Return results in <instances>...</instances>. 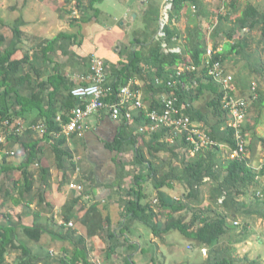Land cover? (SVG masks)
Wrapping results in <instances>:
<instances>
[{"label":"crops","instance_id":"1","mask_svg":"<svg viewBox=\"0 0 264 264\" xmlns=\"http://www.w3.org/2000/svg\"><path fill=\"white\" fill-rule=\"evenodd\" d=\"M165 3L166 0H99L92 6L88 0H0V53L16 41L17 48L12 58H25L15 77L9 79L10 83L20 84L16 88L21 96L40 94L42 100L41 107L16 113L21 108L16 93L4 95L7 87L0 83L1 99L5 104L8 100L6 105L10 107V113L23 122L17 133L0 134V224H14L17 230L26 225H39L51 245L49 250H63L62 254H69V257L81 252L79 264H206L217 255L225 254L234 257L238 264H264L258 245L264 244V209L246 208L244 205L238 212L231 211L232 207L222 205L225 196L213 197L219 182L212 183L209 177L201 188L200 202L188 198L187 188L180 182L162 190L175 201L184 200L191 205L175 213L176 217H184L182 223L190 225V231H197L205 218L227 214L226 232L214 249L199 244L179 228L164 231L165 220L161 214L159 232L140 221L131 220L132 213L126 207L131 196L128 190L137 181L129 172L136 174L138 170L133 164L135 150L129 139L139 125L148 127L150 123L138 124L133 119L125 125L123 120L114 119L108 110H101L87 119L83 131L60 136L66 139L63 144L71 153L63 156L61 164L54 150L58 138L53 137L48 127L46 131L29 127L30 123H45L43 113L52 102L60 106L70 88L91 82L93 58L104 62L111 81L112 69L122 68L139 55L143 76L136 74L129 83L138 86L135 88L139 89L146 107H151L156 101L161 103V99L170 93H153L147 83V78L154 72L147 62L152 45L156 41H160L161 46L166 42L170 48H179V51L171 52L184 51L185 57L191 60V49L202 42L207 49L216 50L215 57L222 59L224 72L234 76L232 86L225 91L219 80L210 77L211 81L201 72L209 60L207 50L201 66L183 62L167 68L168 78L184 65L193 64L198 68L195 71L203 77L204 86L201 91L195 88L193 94L188 92L187 101L183 104L185 111L193 106V110L201 109L207 115L206 121L200 120L205 127L207 124L204 122L216 123L220 119L224 122L222 130L229 127L230 111L222 103L223 98L217 114L211 104L218 92L223 91V97L229 93L235 98L245 99L249 109L243 121V131L248 144L249 133L252 134L253 129L249 123L246 128L247 117L253 109L258 114L254 116L256 119L264 112V0H180L174 12L173 9L170 11L165 27L166 36L167 27L177 33L173 45L169 44L166 36L158 35ZM250 4L258 10L255 18L259 22L254 27L236 26ZM252 11L254 9H249L248 13ZM232 32L235 35L230 38ZM20 75L27 77L20 78ZM162 81L155 77V87ZM195 84L197 86L199 82L195 80ZM258 133L253 132V141L256 139L257 143L254 142L246 156L251 159V166L260 171L264 151L260 148L263 144L259 139L264 137V132ZM167 135L168 142L181 147V139L171 141L170 134ZM118 138L123 139V151L117 149ZM30 140L37 141L39 148L35 162L30 166L34 183L27 190L18 167H3L23 161L27 153L24 145ZM224 150L228 154L231 152L228 145L221 144V151L216 153L218 161L224 158L223 163L228 158ZM144 151L148 153L146 147ZM167 152L160 153L158 164L163 162ZM141 170H145V174L149 171L144 164ZM121 172L123 178L120 181ZM15 178L19 181L14 182ZM140 181L146 192L143 201H152L157 208V190L152 180ZM72 183L82 185V188H73ZM257 189L264 198V174L260 175ZM251 192L250 196L241 194L236 197L237 201L250 203L253 198ZM248 209L250 214L246 212ZM70 222L74 225L70 226ZM20 234L25 236L22 230L18 232ZM23 236L20 238L24 240ZM225 239L229 240L228 244L224 243ZM241 242L246 243L244 249L248 257L245 260L238 258L232 246Z\"/></svg>","mask_w":264,"mask_h":264},{"label":"trees","instance_id":"2","mask_svg":"<svg viewBox=\"0 0 264 264\" xmlns=\"http://www.w3.org/2000/svg\"><path fill=\"white\" fill-rule=\"evenodd\" d=\"M88 1L93 6L99 0ZM179 3L180 0L173 1V12L179 5ZM249 9H254V11L248 13ZM245 11L246 12H244L243 16H241V18L237 20L236 26L251 25L252 27H254L259 22L255 18L256 12H258V10L254 5L250 4L247 5ZM249 17L251 19H249ZM18 33V31H15L16 35H19ZM63 34L64 33H62V35ZM234 35L235 33L232 32L229 34V37L231 38ZM176 36L177 33L175 32V30H173L171 27H167L166 37L169 44H175L174 39ZM16 44V41L12 42L10 46L5 48L4 52L0 53V83L4 84L7 87L4 95L8 96V94L12 92L16 93L17 100L21 105L20 110L16 113L20 114L32 110L36 106L41 107L42 100H40V94H36L32 97L21 96V94L18 92V89L16 88V86L20 84L16 83L14 85L10 83L9 79L15 77V73L19 71L21 63L25 60V58L20 60L12 58L17 48ZM206 50L207 47L205 44H203L202 42L197 43L191 49V60H188L185 57L184 51L180 53L171 51L165 52L161 46V42L156 41L152 45L150 50V57H148L147 59L148 64H150L154 71L153 75L147 78V83L150 85L152 92H167L170 94L175 93V91H173L172 88L166 83V80L168 78L167 74L169 72V69L167 70V68H173L174 66H177L183 62H192L196 66H201L203 63V55ZM140 62L141 58L139 55H137L132 59L131 63L126 64L122 68L112 69V71H110V75L113 78L111 81H109L107 77V83L109 85H112L114 88H119L120 86L129 83V81H131L136 76V74H140L143 76L142 69L139 66ZM201 72L204 74V76H207L209 78L211 77L208 74L206 67L202 68ZM107 73L108 72L106 70V76ZM22 76L23 75H20V78L27 77V75L23 77ZM155 77H160V79H163L161 84L156 87L154 85ZM211 79L212 78H210V80ZM195 80L197 81V83L199 82L197 86L195 84ZM203 83V77L199 76L196 71H186L185 73H183L181 87L180 90L177 91L180 104H183L185 101H187L186 95L188 92L189 94H193L195 88H199V91H201L202 86H204ZM188 88L192 89L187 91ZM71 89L73 88H70L68 96L60 106L53 105L52 102L47 111H45L46 114L43 113V115L45 116V123L47 124V127L50 131H60L62 129L61 122L57 121L56 119V116L59 112L63 117V121L67 122L69 120L71 109L79 103L77 98L72 94ZM1 97L2 93H0V120L5 117L13 120L15 114L10 113V107L6 105L8 103V100L6 99L5 104ZM193 98L194 96H192V99ZM222 98L223 91H220L216 94V97L211 100V104L215 114H217L219 111V105ZM154 108H157L161 111L162 104L156 101L151 105V107H149V110ZM187 113L193 120L206 121L208 119L207 115L201 109L193 110V106L187 108ZM133 117L135 123L138 124L143 122H150V117L147 115V110L145 108H137V110L134 111ZM123 123L125 125H129V123L126 124L124 120ZM204 123L207 124V127H210L209 134L218 143L228 145L232 149L236 147L237 142L234 136V128L229 126L226 128V130H222L224 122L221 119L216 123ZM168 133V128L163 127L162 129L153 131L148 130L145 132H139L137 130L134 135H130L129 142L132 144V148H134L135 150V158L133 164L136 165L138 173L136 172V174H134L132 172H129V174L136 179L137 184L133 185L132 188L128 190V193L131 196L126 205L127 211L132 213L130 215L131 220L140 221L145 225H148L154 232H159V217L161 214L165 220L163 229L164 231H167L172 227L179 228L184 235L193 238L199 244H206L214 249L216 246H218L220 238L226 232V226L228 223L227 214H218V216L209 219L205 218L202 221V225L197 229V231H190V225L182 223L184 221V217H176L175 213L185 208H190L191 205L184 200L175 201L172 196L168 195L165 191L162 190V188L165 186H173L175 182H180L187 188L186 196H188V198H192L194 201L200 202V199L198 197L200 192L202 191L201 188L207 184L206 178L209 177L212 183L219 182L217 187H215L213 197L220 198L225 196L222 205L227 207L229 206V208L232 207L231 211L238 212L241 206L244 205L246 208L256 207L260 210H263L264 198L261 197V194L263 193L258 192L257 183L259 181L260 175L264 174V163L262 164V168L259 169L260 171H257L253 166H251V159L247 156L242 159L228 158L227 160H225V163H223L222 161H218L216 159V153H219V151H221V146L219 144L204 147L203 149L196 151L195 154L191 156V152L189 153V151L193 150L194 146L192 144H187L185 141H183L181 147L172 145L166 140ZM244 134H246L245 131ZM61 137L58 138V143L54 148L57 160L60 164L63 160V156L71 154L63 144L66 139ZM259 140H262V142L264 143V137H261V139ZM116 142L119 145L117 146V149L123 151V139L118 138ZM38 145L39 143L37 141L30 140L24 145L27 150L25 159L16 165L5 164L3 167L10 169L18 167L22 172L23 179L25 181L24 184L27 190H30L34 183V176L33 172L30 170V166L33 162H35V158L38 154ZM111 145H115L114 147H116V144L112 143ZM145 147L148 149V153L144 151ZM252 148L253 144L248 143L246 146L247 151ZM164 151L168 152L164 155L165 157L162 159L163 162L158 164V161L161 160V157L159 155ZM262 151H264V145L262 147ZM168 157H171V159H167ZM156 158L157 160L155 161ZM172 160H177L179 164L173 165ZM142 164L148 167L149 171L147 172V174H145V170H141ZM166 166H168V169H166ZM223 169H225V173H223ZM122 178L123 173L121 172L120 181L122 180ZM147 178H150L152 180V184L157 190V208L154 207L155 205L153 206L152 201H143V198L146 196V192L143 191V184L140 180H146ZM17 181H19V179L15 178L14 182ZM250 192L253 196V198L251 197L250 203L247 204L246 202L241 203L237 201L236 197H239L241 194L250 196ZM246 212L249 214L251 213L250 209H248V211ZM127 226L124 227L126 228ZM21 228L22 229L17 230V227L14 224H0V264H55L53 260V257L55 255L59 264H79L81 252L79 253L78 251L75 256L70 257L69 254H62L63 250H58L55 248L53 251H46V253L34 251L32 247L28 246L25 243V240L20 239V235H18V232L22 230L23 233H25L24 235H26L27 237H30L35 241H40L43 234L42 228L37 224L34 226L26 225ZM113 236L114 234H111V237ZM16 247L22 250L24 254L23 258H18V260H16L15 262L8 261L7 254L10 248ZM224 250L227 251L226 249ZM206 264L238 263L230 254H225L224 256L217 255L214 260H211Z\"/></svg>","mask_w":264,"mask_h":264},{"label":"built area","instance_id":"3","mask_svg":"<svg viewBox=\"0 0 264 264\" xmlns=\"http://www.w3.org/2000/svg\"><path fill=\"white\" fill-rule=\"evenodd\" d=\"M173 1L166 0L160 19L159 37L164 38L166 36L165 27L170 18V11L173 9ZM162 46L165 52L179 51V48H170L166 42ZM216 53L214 48L207 49V54L209 55V60L206 62L207 72L215 80H219L226 91L230 88V85L232 86L234 76L224 72L223 61L220 57H215ZM197 69L193 64L179 67L175 71L176 73L166 81L175 93L166 95L161 99V111L157 108L149 110L141 98L139 89L133 87L131 83L122 85L119 88L109 85L104 62L98 58H93L91 62V82L78 85L72 89V94L78 99L79 103L71 109L67 122L63 121L60 113L57 114L56 119L61 122L62 129L60 131H51L53 137L59 138L63 133L70 134L75 131H83L86 127L87 119L101 110H108L114 119L131 123L134 119L133 110L145 108L147 115L150 117V126L139 125L138 130L140 132H145L147 129L153 131L166 127L169 130V139L171 141L181 139L187 144L194 146L193 150H190L192 154L204 147L218 145L219 143L209 134L208 127L193 121L191 116L185 111L186 106L182 103L180 104L179 95L177 94L181 87L180 78H182L183 73ZM222 103L230 111L228 114L229 126L236 128L234 136L237 143L235 148H231V158L242 159L247 155V139L243 131V121L246 118L248 108L247 101L226 93ZM22 127L23 122L18 118L11 120L5 117L0 120V134L3 135H7V133L15 134ZM29 127L35 130H47V124L44 122L30 123ZM1 137L2 135L0 139ZM71 186L76 189L82 188V185L76 183H72ZM69 225L73 226L74 223L70 222Z\"/></svg>","mask_w":264,"mask_h":264},{"label":"rangeland","instance_id":"4","mask_svg":"<svg viewBox=\"0 0 264 264\" xmlns=\"http://www.w3.org/2000/svg\"><path fill=\"white\" fill-rule=\"evenodd\" d=\"M262 114L256 119L254 116H258V114L255 112V109H253V112L250 113L249 116L247 117V126H246V128L248 127V123H249L250 124L249 125L250 128L253 129V131H251L252 134H253V132H255L256 134H259L258 131L264 132V114L263 115ZM193 121L198 122V123H202L200 120H193ZM252 134L249 133L250 140L248 139V142L251 143V144H254V142L257 143V140L256 139H254V141H253V135ZM262 144L264 145L263 142H262ZM255 147H257L256 144H255ZM260 148H262L261 145H260ZM224 155L226 157L230 158L231 157V152H230V154H228L227 150H224ZM167 159H171V157H168ZM223 160H224V158H223ZM172 163H173V165H177L178 164V162H175V160L174 161L172 160ZM210 202H212V200H210ZM204 204H207V203H205V201H204ZM240 227H241V225H240ZM20 236H23V234H20ZM23 237H25L24 238V240L26 241L25 243L28 246H30L32 248H35V250H37L36 252H41V253L45 252L46 253V251H48L49 248H51V245L47 242V239L45 238V235L44 234H43L42 238L40 239V241H35L32 238L27 237L26 235L23 236ZM224 243L228 244L229 243V240L225 239V242ZM245 245H246V243H244V242H241L240 244H232V246H234L235 249H236V253L238 254V258H242V260H245L246 259L245 258L246 256L248 257V253L245 252L246 250L244 249L245 248ZM258 245L261 248V250H260L259 253L264 256V244L263 245L258 244ZM23 256H24V254H23V252H22V250L20 248H18V247H16V248H10V250H9V252L7 254V260L8 261H11V262H15L16 260H18V258L19 259L20 258H23ZM53 260H54V263L55 264L58 261L55 256L53 257Z\"/></svg>","mask_w":264,"mask_h":264},{"label":"clouds","instance_id":"5","mask_svg":"<svg viewBox=\"0 0 264 264\" xmlns=\"http://www.w3.org/2000/svg\"><path fill=\"white\" fill-rule=\"evenodd\" d=\"M248 109H249V105H248V108H247V114H248ZM230 127H232V128H234L233 126H230ZM234 131H235V128H234ZM221 143H219V145H220ZM221 146V145H220Z\"/></svg>","mask_w":264,"mask_h":264}]
</instances>
